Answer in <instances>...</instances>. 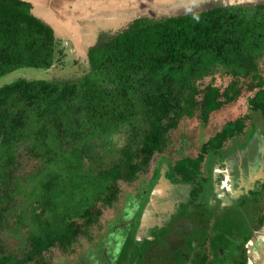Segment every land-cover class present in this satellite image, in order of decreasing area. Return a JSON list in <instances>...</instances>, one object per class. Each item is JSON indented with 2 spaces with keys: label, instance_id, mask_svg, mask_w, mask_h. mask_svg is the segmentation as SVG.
<instances>
[{
  "label": "trees",
  "instance_id": "obj_1",
  "mask_svg": "<svg viewBox=\"0 0 264 264\" xmlns=\"http://www.w3.org/2000/svg\"><path fill=\"white\" fill-rule=\"evenodd\" d=\"M31 9L27 0H0V79L19 68L47 69L62 55L53 28ZM87 59L88 71L75 79L0 83V231L3 217L13 215L10 229L27 227L28 247L18 257L0 238V264H25L72 245L98 221L100 203L114 205L120 182L135 181L163 152L183 117L198 112L205 122L245 86L256 88L248 102L264 122V2L137 16L100 36ZM216 71L230 78L223 89L212 82L198 87ZM244 127V119L225 122L198 155L174 162L176 171L185 181L200 180L204 155L220 156ZM116 136L125 139L121 146ZM23 154L35 165L21 183L12 169Z\"/></svg>",
  "mask_w": 264,
  "mask_h": 264
},
{
  "label": "flooded vegetation",
  "instance_id": "obj_2",
  "mask_svg": "<svg viewBox=\"0 0 264 264\" xmlns=\"http://www.w3.org/2000/svg\"><path fill=\"white\" fill-rule=\"evenodd\" d=\"M244 128L231 138L233 145L224 143L220 156L204 155L200 180L185 181L176 171L174 162L182 157L155 159L151 175L128 196L125 214H118L99 235L98 251L82 255L78 264L259 263L261 244L264 249V167L263 175H252L253 184L247 186L251 179L247 181L239 166L249 165L242 160L236 165L241 157L248 158L253 146ZM228 213L229 219H223Z\"/></svg>",
  "mask_w": 264,
  "mask_h": 264
},
{
  "label": "rangeland",
  "instance_id": "obj_3",
  "mask_svg": "<svg viewBox=\"0 0 264 264\" xmlns=\"http://www.w3.org/2000/svg\"><path fill=\"white\" fill-rule=\"evenodd\" d=\"M32 4V13L42 21L48 23L54 30L58 39V46L62 49V55L56 56L51 67L47 69L38 68H19L0 79V83L11 81L19 77L46 78L52 80L75 79L85 74L89 69L87 50L95 44L100 36L112 35L124 29L127 24L137 16H150L160 18L168 15H177L184 12H197L203 8L219 4H234L237 2L257 3L264 0H27ZM259 72L264 77V64H259ZM245 80L244 77H241ZM229 77L221 71H216L213 75L204 77L198 82V87L202 88L207 83L212 82L223 89L229 82ZM249 78L246 79L248 81ZM256 89V88H255ZM254 89V90H255ZM243 88L240 96L230 103H225L221 108L209 114L207 121L200 120L195 113L193 117H183L176 128L168 133V143L164 147L162 155L156 154L150 160L149 164L139 171V177L135 181L127 183L120 182L121 194L118 195L114 205L104 206L103 212L95 224L87 229V232L79 235L68 248L56 246L43 253L39 260L27 262L25 264H78L82 255H86L96 247L99 235L109 230L106 222L116 218L118 214L124 215L127 208V198L123 193H133L141 184L142 178H148L155 167L154 160L160 157L169 159H178L182 156L195 157L201 150L202 144L221 129L227 121L235 119H244L247 137L251 139L248 145L253 143L248 158L239 159L236 165L242 160V164L248 167H240L242 174L248 180L247 186L253 184L254 176L263 175L264 167V122L262 117L254 112L249 105L248 98L254 93ZM200 97V96H198ZM246 117V118H245ZM243 139V135H240ZM241 139V140H242ZM115 142L121 146L125 139L116 136ZM233 145V141L226 142ZM242 144V143H239ZM23 149V148H21ZM169 158V159H168ZM245 160V161H244ZM19 161L21 166H15L12 169L14 176L12 179H18L23 183L27 172L34 169V162H31L28 155L23 154ZM162 160L159 161V163ZM162 163V162H161ZM237 174H239V170ZM12 180V181H14ZM20 196V195H19ZM18 195L10 205H14ZM19 205V204H18ZM16 205V206H18ZM125 210V211H124ZM222 216L223 219H229ZM6 218V219H5ZM3 217V223L0 231V238L4 241L7 249L13 251L18 257H21L27 250L26 228H20L16 234L11 227H15L14 216L8 214ZM100 232V233H99ZM99 233V234H98ZM107 234L103 235L104 238ZM261 244V243H260ZM262 260L257 264H264V249L261 244ZM258 252V255L261 254Z\"/></svg>",
  "mask_w": 264,
  "mask_h": 264
},
{
  "label": "bare ground",
  "instance_id": "obj_4",
  "mask_svg": "<svg viewBox=\"0 0 264 264\" xmlns=\"http://www.w3.org/2000/svg\"><path fill=\"white\" fill-rule=\"evenodd\" d=\"M239 186V185H238ZM185 189V188H184Z\"/></svg>",
  "mask_w": 264,
  "mask_h": 264
}]
</instances>
